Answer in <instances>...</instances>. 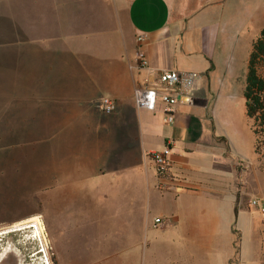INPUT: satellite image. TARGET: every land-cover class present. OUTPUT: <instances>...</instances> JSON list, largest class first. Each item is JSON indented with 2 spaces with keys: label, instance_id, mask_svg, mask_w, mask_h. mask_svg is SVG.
<instances>
[{
  "label": "rangeland",
  "instance_id": "374dc122",
  "mask_svg": "<svg viewBox=\"0 0 264 264\" xmlns=\"http://www.w3.org/2000/svg\"><path fill=\"white\" fill-rule=\"evenodd\" d=\"M53 2L0 0V231L28 216H41L48 226L49 241L46 248L33 238V229L9 233L10 245L0 251V264H264V126L257 151L252 124L247 127L243 118L251 41L264 29V0H232L236 47L219 58L215 48L199 49L207 59L197 55L193 66L203 80L201 88L211 89L209 98L221 109L218 131L232 142L235 156L228 146L226 156L235 168L236 207L242 213L240 222L234 223L231 197L217 206L205 200L196 204L195 217L200 209L212 213L217 231L215 238L205 239L196 248L173 228L143 232V222L166 212L158 199L149 207L140 201L137 221L130 207L118 214L111 199L99 198L89 207L78 208L82 217L88 216L90 231L81 224L76 230L70 226L76 210L72 205L79 193L73 186L93 184L80 174L72 175L69 168L78 157L88 158L91 152L107 153L111 158L120 152L113 135L97 139L85 136L82 123L71 125L76 120L74 111L64 100L78 97L70 92L76 81L69 77L77 64L68 51L58 45L47 51L21 43L56 27ZM218 59L219 68L208 74L211 61ZM227 65L233 70L223 79ZM228 79L233 81L231 88H222L221 82ZM97 112L102 118L115 114H105L98 106ZM201 221L197 217L186 225L197 228Z\"/></svg>",
  "mask_w": 264,
  "mask_h": 264
},
{
  "label": "crops",
  "instance_id": "0c3cea01",
  "mask_svg": "<svg viewBox=\"0 0 264 264\" xmlns=\"http://www.w3.org/2000/svg\"><path fill=\"white\" fill-rule=\"evenodd\" d=\"M53 1L52 14H57L55 31L51 28L53 30L45 35L40 31L36 37L21 43L42 46L47 51L58 45L68 51L77 64V70L69 77L76 81L70 92L78 97L69 96L64 100L74 111L76 120L71 125L82 123L85 136L97 139L103 134L113 135L120 152L114 158L107 153L91 152L88 158L80 160L78 157L69 168L72 175L80 174L93 184L73 186L78 196H82L74 198L72 206L76 210L73 209L74 215L70 217L72 229L73 226L78 229L81 224L85 231H90L91 225H86L88 216L82 217L78 208L89 207L99 198L111 199L119 208L118 214L124 207H130L137 221L140 220L137 215L140 201H146L149 207L158 199L166 212L143 222V232L149 234V229L173 228L175 233L181 232L190 242L192 240L194 247L202 246L205 239L215 238L217 232L213 229L214 215L202 209L197 215L202 220L201 226L190 228L186 225L187 221H196V204L202 200L217 206L231 197L233 222L239 223L242 213L239 211L235 216L238 203L234 193L235 168L226 156V146L234 156L235 153L231 149L232 142L218 131L221 109L216 108L214 99L210 100L211 89L201 88L203 80L199 77L192 103L182 101L177 107L174 125H167L160 111L149 112L135 107L134 76L129 68L137 48L136 38L141 35L146 38L144 50L152 71L197 72L193 68L197 55H204L199 49L215 48L217 58L223 56L236 47L237 22L233 14L235 9L230 4L232 0ZM64 14L67 16L63 17ZM255 41H251V47ZM219 61H211L208 74L219 68ZM232 68L227 65L223 79ZM221 84L222 88H231L233 81L228 79ZM103 97L116 102L114 118L98 117L97 106ZM96 101L97 105L92 107ZM143 115L147 118L143 119ZM243 118L248 127L246 108ZM166 144L172 148V169L167 182L189 188L186 192L159 188L160 180L150 153L161 150ZM156 218H162L167 225L155 227ZM209 220L211 226H203Z\"/></svg>",
  "mask_w": 264,
  "mask_h": 264
},
{
  "label": "built area",
  "instance_id": "2783aa9c",
  "mask_svg": "<svg viewBox=\"0 0 264 264\" xmlns=\"http://www.w3.org/2000/svg\"><path fill=\"white\" fill-rule=\"evenodd\" d=\"M145 41V36L141 35L136 38L137 48L129 66L134 76L135 107L138 110L149 112L160 111L164 123L174 125L178 105L182 101L192 103L199 74L194 71L175 69L152 71L144 50ZM98 109L105 114H113L116 111V102L109 97H104L100 100ZM171 155L172 148L169 144L159 151L150 153L156 175L160 180L159 188L177 193L186 192L185 187H178L172 185V182H167L172 169ZM166 225V221L162 218L154 220V226L157 228H164Z\"/></svg>",
  "mask_w": 264,
  "mask_h": 264
},
{
  "label": "trees",
  "instance_id": "16d2710c",
  "mask_svg": "<svg viewBox=\"0 0 264 264\" xmlns=\"http://www.w3.org/2000/svg\"><path fill=\"white\" fill-rule=\"evenodd\" d=\"M248 72L245 82L244 99L246 116L251 122L252 133L257 140L259 151L261 130L264 126V29L252 46L248 60ZM238 208L235 207V216Z\"/></svg>",
  "mask_w": 264,
  "mask_h": 264
},
{
  "label": "bare ground",
  "instance_id": "6f19581e",
  "mask_svg": "<svg viewBox=\"0 0 264 264\" xmlns=\"http://www.w3.org/2000/svg\"><path fill=\"white\" fill-rule=\"evenodd\" d=\"M43 217L41 216H34L29 219H25L19 222H16L10 227H7L0 231L2 233H13V232H20L24 229H33L34 231V237L36 239H40L42 242L45 243L46 248L48 247L49 241L47 239V228L44 224V220H42ZM4 231V232H3ZM44 245V244H43ZM4 253V252H3ZM3 258V256L0 257V260ZM50 264V263H48Z\"/></svg>",
  "mask_w": 264,
  "mask_h": 264
},
{
  "label": "flooded vegetation",
  "instance_id": "af4514ba",
  "mask_svg": "<svg viewBox=\"0 0 264 264\" xmlns=\"http://www.w3.org/2000/svg\"><path fill=\"white\" fill-rule=\"evenodd\" d=\"M9 245H10V235L9 233H2L0 234V251H4L5 250V247L4 246H7L6 248H9ZM8 254H6V256L4 257V260L7 258ZM7 264V263H5Z\"/></svg>",
  "mask_w": 264,
  "mask_h": 264
}]
</instances>
